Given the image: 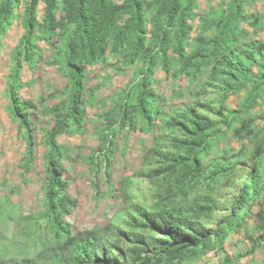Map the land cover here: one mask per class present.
<instances>
[{
  "label": "trees",
  "instance_id": "1",
  "mask_svg": "<svg viewBox=\"0 0 264 264\" xmlns=\"http://www.w3.org/2000/svg\"><path fill=\"white\" fill-rule=\"evenodd\" d=\"M38 1L25 0L24 33L16 49L7 96L12 113L25 128L26 154L30 161L33 155V114L25 110L31 105L30 101L22 100L17 92L22 85L21 70L24 64L36 67L42 58L34 43V33L38 32L40 37L51 42L59 30L60 37L64 38L63 65L70 83L66 98L60 99L61 104L47 109L54 116V123L45 130V206L49 226L59 241L51 249L53 261L57 264H91L95 256H104L106 259H97L96 262L191 263L211 249L224 248V240L238 222L239 211L252 200L257 203V224L264 227V190L260 183L264 175L260 171L264 169V125L245 126L246 137L254 144L253 152L256 153L251 170L230 202L229 215L210 228L204 222L216 209V199L210 192L219 180L234 171L232 157L241 156V152L211 159L203 165L202 159L209 154L211 147L209 134L214 124L208 115L186 105L173 120L178 133L174 131L170 144L161 150L153 149L158 164L151 169L150 183L155 191L151 207L133 204L132 210L126 214L127 229H117L101 237L89 229L69 235L64 242L61 240L63 234H69L61 214L74 201L62 194L68 179L61 162L65 147L57 137L69 132L71 126L76 130L82 126L84 113L81 106L85 97L87 67L105 60L107 51H118L127 37H131L132 50L128 61H141L139 72L142 76L118 104L116 123L121 130L124 126L134 127L137 115L147 126L153 123L156 95L147 80L152 77L158 62L167 65L169 49L182 62L181 71L186 72L189 65L195 64L193 78L203 67L211 65L213 78L222 82L225 75L224 95L244 91L237 108L220 112L225 130H228L258 103L259 92L264 88V41L248 38L241 29L242 22L257 25L261 20L259 13L248 15L245 11V6L255 0H232L226 10L200 14L199 37L202 32H215L205 40L210 45L204 52L193 50L188 53L190 20L198 15L193 10L196 0H44L41 21L36 17ZM19 2L21 0H0V35L10 26L13 9ZM243 40L248 43V49L239 48L238 42ZM219 64L222 65L220 69L216 68ZM112 112L111 109L103 115L107 122ZM112 142L109 137L108 146ZM230 261V257L225 256L217 264H230Z\"/></svg>",
  "mask_w": 264,
  "mask_h": 264
},
{
  "label": "rangeland",
  "instance_id": "2",
  "mask_svg": "<svg viewBox=\"0 0 264 264\" xmlns=\"http://www.w3.org/2000/svg\"><path fill=\"white\" fill-rule=\"evenodd\" d=\"M24 4L25 0H21L14 7L12 22L0 35V264H57L51 257V249L59 241L49 226L45 206V130L54 123V116L47 109L66 98L70 79L63 65L64 38L60 37V31L54 34L51 42L40 37L38 32L34 33L37 51L44 57L42 55L37 63L40 64L38 68L29 73L33 78L30 89H17L22 100L30 101L31 105L25 110L33 114V155L28 161L26 131L12 113L7 96L16 49L24 33ZM231 5L232 0H196L193 10L198 15L190 20L192 28L188 33L187 53L204 52L210 45L205 40L215 32H202L199 37V15L226 10ZM44 9V0H39L36 6L38 21L44 16ZM245 11L248 15L259 13L261 20L257 25L242 22V32L248 38L264 41V0L246 5ZM247 45L246 40L238 42L239 48L248 49ZM131 50V37L128 36L118 51H107L105 60L88 71L85 78L88 93L81 106L82 126L77 130L71 126L69 132L57 137L65 147L61 162L68 179L62 194L74 201L61 214L64 226L69 229V234L61 238L63 242L69 235L84 230H95L101 237L117 229H127L126 214L133 204L151 207L155 196L150 183L151 169L158 164L153 149L161 150L170 144L174 131L178 133L173 120L186 105L208 115L214 124L209 134L211 147L202 159L203 165L211 159L241 152V156L232 157L234 171L219 180L210 192L216 199L215 211L204 220L210 228L229 215L230 202L251 170L256 153L253 152L254 144L246 137L245 126L264 125V88L259 92L258 103L225 130L220 112L237 108L244 91L224 95L225 75L222 82L213 78L211 65L203 67L193 78L195 64L189 65L186 72L181 71L182 62L169 49L167 65L158 62L147 80L156 95L153 123L147 126L137 115L134 127L124 126L120 130L116 123L118 104L142 76L139 72L141 61H128ZM221 67V64L216 65V68ZM111 109L112 117L107 122L103 115ZM109 137L113 142L108 146ZM260 171L264 173L263 168ZM260 183L264 190V175ZM256 206L252 200L239 211L238 222L224 240V248L216 249L210 256L213 263L229 256L230 264H264V227L257 224ZM97 259L106 258L95 256L91 264H98Z\"/></svg>",
  "mask_w": 264,
  "mask_h": 264
},
{
  "label": "crops",
  "instance_id": "3",
  "mask_svg": "<svg viewBox=\"0 0 264 264\" xmlns=\"http://www.w3.org/2000/svg\"><path fill=\"white\" fill-rule=\"evenodd\" d=\"M107 56H108V54H107ZM43 57H44V55H43ZM39 65H37L36 67H30L29 65H26V64L23 65L22 70H21V77H20V81L22 83V86H21L22 89L28 90L33 85V78H32V75L29 74V73L34 72V70L36 68H38ZM96 66L97 65L90 66L89 67V71L94 69ZM87 93L88 92H87L86 87H85V95ZM215 251H216V248L211 249L210 251L205 253L200 259H198V260H196L194 262H191V263H187V264H202V263H204V264H217L218 262L221 261L220 259H218L215 263H213V261L211 260L212 258H210V256H212V253H214ZM206 260H207V262H205Z\"/></svg>",
  "mask_w": 264,
  "mask_h": 264
},
{
  "label": "clouds",
  "instance_id": "4",
  "mask_svg": "<svg viewBox=\"0 0 264 264\" xmlns=\"http://www.w3.org/2000/svg\"><path fill=\"white\" fill-rule=\"evenodd\" d=\"M114 1L119 2L120 0H114ZM38 2H39V1H38ZM37 65H38V64H37ZM89 67H90V66L87 67V73H88V71H89Z\"/></svg>",
  "mask_w": 264,
  "mask_h": 264
}]
</instances>
